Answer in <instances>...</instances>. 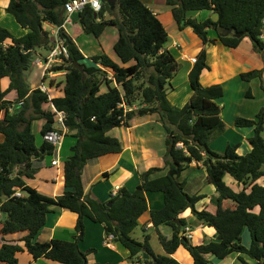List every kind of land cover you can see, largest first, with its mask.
Returning a JSON list of instances; mask_svg holds the SVG:
<instances>
[{"label": "trees", "instance_id": "trees-1", "mask_svg": "<svg viewBox=\"0 0 264 264\" xmlns=\"http://www.w3.org/2000/svg\"><path fill=\"white\" fill-rule=\"evenodd\" d=\"M68 1L10 0L6 13L27 33L17 37L0 24V134L4 137L0 142V232L27 233L21 240L24 247L4 240L0 262L19 264L17 255L27 250L35 260L92 264L87 256L97 252L96 249L84 253L79 248L85 237V222L89 220L102 224L106 235L113 234L115 243L129 251L132 263L181 264L172 255L183 246L194 264H210L207 255L223 260L235 253L264 264V186L258 184L264 177V106L254 119L239 117L235 121L237 128H253L248 140L250 153L239 155V144L229 145L223 153L213 151L211 142L225 128L222 108L217 103L224 97V88L204 87L200 81L203 72L209 69L207 45L217 42L209 38V30L217 33L220 26L231 29L228 36L217 33L221 44L236 49L248 38L255 52L264 55V0H166L179 29L191 28L203 43L188 75L193 93L183 107L172 105L168 99V92L173 90L172 80L181 65L165 48L169 41L165 25L141 0H118L115 9L104 2L99 13L87 6L75 15L72 25L76 36L84 32L96 38L107 27H115L119 34L114 45L117 57L123 65L134 64L121 66L107 54L86 59L73 36L60 29L58 35L64 40L69 57L51 71L65 74L63 95L50 98L51 94L32 89L27 78L36 51L44 49L48 54L55 48L54 37L44 29V24L60 28L65 22L64 5ZM203 11L216 14L217 20L199 21L190 16ZM75 63L83 66L84 74ZM262 71L264 68L242 73L240 78L246 82L259 79L264 92ZM5 78L9 79V86L3 89ZM103 87L107 89L104 92ZM12 91L17 92L14 102L7 99ZM246 96L252 98L250 90ZM52 105L65 113V125L76 139L64 164L65 191L56 197L45 196L27 185V180L39 171L35 160L52 154V147L46 142L37 146L33 132L36 121H44L42 136L53 129L56 113ZM152 114L159 116L167 148L172 144L171 152L163 157V167L143 172L134 192L121 188L106 203L85 195L82 176L86 164L123 151L121 141L108 133L116 128H129L136 118ZM193 162L202 164L208 183L219 193L213 200L214 210H197L196 205L204 196L188 194L185 183L178 181L177 177ZM172 170L177 171L175 177L169 174ZM227 176L241 189L229 186ZM18 190L22 197L15 196ZM154 192L163 194L164 206L150 211V221L155 228L165 225L174 231L172 239L160 235L164 255L154 252L150 235L145 234L141 242L132 237L139 220L148 212L147 194ZM55 208L78 215L76 234L70 241L54 239L39 243L37 236ZM189 209L197 220L216 231V241L194 245L185 235L187 221L179 216ZM176 219L180 220L181 230ZM245 229L251 236L249 247L242 243ZM240 259L248 264L243 257Z\"/></svg>", "mask_w": 264, "mask_h": 264}, {"label": "crops", "instance_id": "crops-1", "mask_svg": "<svg viewBox=\"0 0 264 264\" xmlns=\"http://www.w3.org/2000/svg\"><path fill=\"white\" fill-rule=\"evenodd\" d=\"M145 3L165 25L169 35V41L172 39V44L169 47L165 46L171 52L173 48L179 52V57H174L181 65L179 72L172 80L173 90L168 92V99L172 105L176 107H183L191 98L192 90L188 91L185 87V95L181 98L177 97L180 86H184L188 80V75L193 67L194 60L203 47L202 41L194 34L191 28L180 30L177 26L171 9L167 6L166 0H141ZM10 0H0V22ZM205 15L203 20L208 18L217 20V15L210 12ZM204 14V13H202ZM171 24V29L175 34H169L167 25ZM44 29L54 33V28L48 23L44 24ZM68 32V31H67ZM27 33V30L22 29L21 37ZM82 34H84L82 32ZM82 34L73 36L76 44L86 59L90 57L107 54L113 61L121 66L128 67L134 62L123 65L114 51V45L118 40L119 34L115 27H107L105 31L96 41L90 37H84ZM208 36L210 39L217 40L216 44H212L207 48V63L209 69L205 70L201 76V84L204 87L212 85H222L224 88V97L217 101L222 108L221 119L225 125L224 131L220 133L210 145V148L216 152H223L229 145L239 144V155H247L251 152V145L249 138L253 135V128H237L235 121L237 118L242 117L246 119H254L259 110L264 106V92L261 89V82L259 79H254L250 82L243 81L240 78L242 73H247L253 70H263L264 68V55L255 52L251 41L245 38L241 45L236 49H231L218 41V35L215 31L209 30ZM92 38V39H91ZM82 40V43L78 42ZM37 57H46L47 53L44 49L36 51ZM43 71L40 67L28 72V82L34 81L31 88H39L43 82ZM182 77H180V75ZM264 80V71H262ZM183 78V79H182ZM182 84H179V81ZM9 79L5 78L2 81L3 89L8 88ZM190 86V85H189ZM64 87V85H63ZM106 87L102 88V92L106 91ZM187 90V91H186ZM251 91L252 98H247L246 94ZM52 86L49 92H52ZM60 95L55 97L62 96ZM51 98H54L51 96ZM172 98L179 99L181 102L176 103ZM8 100L16 101L17 92L12 91L8 95ZM16 107V104L13 105ZM44 121L34 123L42 130ZM35 134V133H34ZM112 137L118 138L122 145L123 151L119 154H107L99 158L90 160L83 170V186L85 195L94 200L106 203L119 189L126 188L130 192H134L140 184V175L154 167H163V157L165 154L166 134L164 128L156 114L148 115L141 118H136L129 128L121 127L111 130L108 133ZM71 134H67L66 137ZM264 136V133H263ZM43 138V137H42ZM74 141H69L70 149L75 145L76 139L72 136ZM4 139L0 134V142ZM64 140H66L64 138ZM63 144L59 154V163L57 166L52 165L54 156L46 154L43 159H36L35 166L39 169L38 173L33 179L27 180V185L35 188L41 194L48 197H56L62 195L65 191L64 179V164L66 159L70 156L68 150L65 151V158L62 157V152L66 146ZM45 143L44 139L36 144L42 147ZM47 156L51 157L50 162ZM187 169L197 170L199 173L189 174ZM180 176L179 182L185 183V191L190 195H203L204 198L196 205L197 210L204 209L214 210L215 205L213 200L219 196L216 188L209 184L207 181L206 170L202 164L193 162ZM191 180V181H189ZM226 183L235 190H240L241 186L233 180L232 177L225 178ZM258 184L264 186V177H262ZM23 195V194H22ZM148 212L139 220L138 228H141L145 234L151 237V246L154 252L158 255H164L165 251L160 242V235L167 239H172L174 231L171 227L161 225L155 228L150 221V211L161 209L164 206V196L162 193L154 192L147 194ZM259 212V208L256 210ZM0 218L2 216L0 215ZM180 219L187 221V227L191 229L190 234H186L194 245H201L209 241H216L217 234L213 228L204 225L196 219L189 209L179 216ZM78 215L61 208H55L53 212L47 215L46 225L37 236L39 243H47L54 239L70 241L75 236V227L77 225ZM85 237L79 244L82 252L88 253L90 249H96L97 252L88 254L87 259L92 264H134L130 260V253L128 250L115 243L112 248L104 245L106 237L105 228L102 224L93 223L86 220ZM27 235L26 232L17 233L13 235H3L0 232V248L5 241L19 243L24 247V242L21 240ZM138 241V240H137ZM143 241V239H142ZM141 242V241H140ZM242 243L246 247L250 246L251 236L248 229H245L242 234ZM19 264H61L40 258L35 260L33 256L27 251H23L17 255ZM174 259L181 264H194V260L187 249L180 246L177 251L172 255ZM243 259L248 264H257L256 261L250 259L247 255L238 253L231 254L223 260L215 258L213 255H207L206 258L210 264H244L240 259ZM0 264H5L1 263Z\"/></svg>", "mask_w": 264, "mask_h": 264}, {"label": "built area", "instance_id": "built-area-1", "mask_svg": "<svg viewBox=\"0 0 264 264\" xmlns=\"http://www.w3.org/2000/svg\"><path fill=\"white\" fill-rule=\"evenodd\" d=\"M104 1L103 0H69L64 5L66 18L64 24L60 27H53L54 33L52 36L54 37L55 41V48L51 50L46 57L38 56L34 61L33 65L40 67L43 71L42 77L43 79H50V81L55 80L59 77L62 72H54L51 69L48 71L50 67L53 65H61L64 62V59L69 57L68 49L65 46L64 40L59 37L58 33L60 29H64L67 32L68 26L73 25L75 15L82 13V11L87 7L90 6L95 13H99L102 10ZM195 62V60H194ZM47 75V77H46ZM51 85H47L46 83L42 82L39 86V89L44 92L48 93ZM51 98V95H50ZM52 111L56 113V123L52 130L46 132L43 135L44 141L52 147V155L54 156V160L52 161L53 166H57L59 163V154L63 144V140L66 135L69 133L66 125H65V118L66 115L63 111H58L53 105L51 106ZM178 146H181L179 144ZM16 197H22V193L18 190L15 194ZM1 215V213H0ZM185 235L191 233V229L185 227L184 229ZM115 244V237L113 234L106 235L104 240V245L106 247L112 248ZM138 264V263H134Z\"/></svg>", "mask_w": 264, "mask_h": 264}, {"label": "rangeland", "instance_id": "rangeland-1", "mask_svg": "<svg viewBox=\"0 0 264 264\" xmlns=\"http://www.w3.org/2000/svg\"><path fill=\"white\" fill-rule=\"evenodd\" d=\"M202 13H204V14H202ZM209 12H207V11H203V12H194V13H192L190 16H192V17H195V18H197L198 20H203L205 17V15H207ZM5 15V17H3L2 18V20H1V22H0V24H1V26H3V27H5V28H7L8 30H10L13 34H15V35H20L21 34V30H22V28L17 24V22H16V20H15V18L12 16V15H10V14H4ZM167 27H168V29H169V34H175L173 31H172V29H171V24H169V25H167ZM67 31H68V33L70 34V35H72V36H76V30L73 28V26L71 25V26H68V28H67ZM84 33V32H83ZM82 34V33H81ZM84 37H87V35L88 34H86V33H84V34H82ZM90 37H92L95 41H96V38H95V36L94 35H90ZM91 38V39H92ZM78 42L79 43H82V40L81 39H78ZM172 44V39H170V41H168V43L165 45L166 47L168 46L169 47V45H171ZM171 52L176 56V57H179V52H178V50L177 49H175V48H173L172 50H171ZM47 53V52H46ZM43 57V56H42ZM35 58H37V54L35 55V57H34V60H35ZM44 58V57H43ZM34 63L32 62V65H31V68H30V70L31 71H33V70H35L36 69V66L35 65H33ZM54 66H56V65H53L52 67H54ZM52 67H50L49 69H48V71L50 70V69H52ZM29 70V71H30ZM182 75L183 74H181L180 75V77H182ZM46 77H47V75H46ZM183 79V78H182ZM181 81L182 80H180L179 81V84H182L181 83ZM43 82L44 83H46L47 85H49V83H50V79H48V78H46V79H43ZM64 82H65V74L64 73H62V74H60L59 75V77H57L55 80H53L52 81V83H51V86H52V92H50V94H51V96L52 97H55L56 95H60L62 92H63V85H64ZM30 84L31 85H34V81L33 80H30ZM185 87H186V89L189 91L190 90V86H189V83L187 82L186 84H184V86H183V84H182V86H180V88H179V92H178V94H177V97H183L184 95H185ZM186 90V91H187ZM172 100L174 101V102H176V103H179V102H181L179 99H176V98H172ZM39 121H36V123H38ZM34 133H35V137L37 138V142L39 143L40 142V139L42 140L43 138V136H42V134H41V131H40V129H39V127L37 126V125H35L34 126ZM219 133V132H218ZM217 134V133H216ZM219 134H217V136H218ZM221 135V134H220ZM216 136V137H217ZM215 137V138H216ZM214 138V139H215ZM65 139L66 140H64L65 142H66V146H65V148H64V150H63V154H62V157L63 158H65V151H67L68 150V154L69 155H71V149H70V147H69V141H74V139L72 138V136H70V135H68L67 137H65ZM213 139V140H214ZM215 141V140H214ZM211 145V144H210ZM168 152V148H167V145H166V142H165V154ZM224 152V151H223ZM223 152H220V153H223ZM164 154V155H165ZM51 157H53V156H47L46 158H47V160L50 162V160H51ZM186 172H188L189 174H191V173H193V172H195L196 174L197 173H199L197 170H192V169H187V171ZM189 181H191V180H189ZM143 234H144V232H143V230L141 229V228H137L134 232H133V234H132V237L135 239V240H138V241H142V239H143Z\"/></svg>", "mask_w": 264, "mask_h": 264}, {"label": "water", "instance_id": "water-1", "mask_svg": "<svg viewBox=\"0 0 264 264\" xmlns=\"http://www.w3.org/2000/svg\"><path fill=\"white\" fill-rule=\"evenodd\" d=\"M103 1L106 2L111 7V9H115L116 6H117V2H118V0H103ZM217 33L219 35H221V36H228L229 34L232 33V30L231 29H226V28L220 26V27H218ZM207 47H209V45H207ZM74 66L77 69H79L84 74L83 66L79 65V63H75ZM84 79H85V75H83V80ZM171 150H172V144L169 145L168 152H171ZM169 174H170V176L175 177L177 175V171L176 170H172V171L169 172ZM175 223L177 224L178 229L181 230L180 220L176 219ZM182 235H183V233L180 232V236H182ZM145 258H148V256L145 255Z\"/></svg>", "mask_w": 264, "mask_h": 264}]
</instances>
